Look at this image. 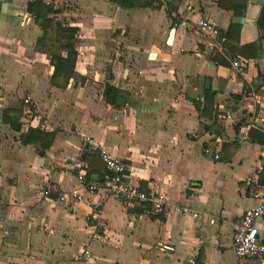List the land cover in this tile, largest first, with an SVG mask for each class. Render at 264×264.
Listing matches in <instances>:
<instances>
[{
	"label": "crops",
	"instance_id": "1",
	"mask_svg": "<svg viewBox=\"0 0 264 264\" xmlns=\"http://www.w3.org/2000/svg\"><path fill=\"white\" fill-rule=\"evenodd\" d=\"M32 1L0 0V264H261L232 248V225L255 205L256 184L264 196V144L238 139L255 119L264 133L260 6L248 0L237 18L217 0H39L52 9L48 18L78 30L74 70L83 81L61 89L36 50L42 31L27 12ZM200 19L218 33L202 31ZM232 24L241 27L239 45L258 44L257 58L224 50ZM209 41L218 49L203 54ZM108 86L120 94L113 104ZM29 130L51 135L48 147L44 138L32 143ZM85 138L128 163V183L186 213L157 217L81 189L72 161L83 162L85 183L106 175ZM72 189L83 200L60 202ZM257 226L264 238V216ZM84 250L90 257L80 261Z\"/></svg>",
	"mask_w": 264,
	"mask_h": 264
},
{
	"label": "built area",
	"instance_id": "2",
	"mask_svg": "<svg viewBox=\"0 0 264 264\" xmlns=\"http://www.w3.org/2000/svg\"><path fill=\"white\" fill-rule=\"evenodd\" d=\"M200 29L210 35H216L218 29L208 20L200 19L196 23ZM215 42L209 41L207 48L202 53L210 54L212 51L217 50ZM232 66L240 72L244 68L243 62L234 59ZM252 104L258 106L261 104V98L258 96H248ZM263 120V116H259ZM252 120L250 123L244 124L238 133V139H244L248 132L254 128ZM84 145L90 151H98L100 159L105 166L106 175L100 182L85 183L84 173L85 168L83 162L75 160L71 162L72 167L77 172V181L80 183L81 189L90 193H103L104 195L117 199L125 204L132 206H147L150 214L153 216H164L171 212L185 214L186 209L180 206L171 205L167 197L160 193H148L140 190L127 182L129 166L128 163L120 158L111 156L100 144L94 142L90 138L84 139ZM205 154L212 155L209 149L204 150ZM214 159H218L217 155H213ZM259 186H255V198L257 199L254 206L247 208L241 217L232 225V248L234 255L240 259L258 258L261 264H264V238L259 237L260 230L257 226L258 220L264 216V196L259 195ZM70 200L73 202H81L83 194L80 189H72L67 194L59 197L60 202ZM193 218H197L198 214L193 213ZM95 239H100L98 236H93ZM163 251L172 252L174 248L167 244H159ZM90 257V252L84 250L78 256V260H87ZM186 264H203L194 259H189Z\"/></svg>",
	"mask_w": 264,
	"mask_h": 264
},
{
	"label": "trees",
	"instance_id": "3",
	"mask_svg": "<svg viewBox=\"0 0 264 264\" xmlns=\"http://www.w3.org/2000/svg\"><path fill=\"white\" fill-rule=\"evenodd\" d=\"M115 1V0H110ZM154 1V0H153ZM158 1V0H156ZM248 0H217L218 7L222 10L229 11L234 17H242L244 15ZM120 5H125L123 0H116ZM127 2V1H126ZM169 9L167 15L170 16L175 8L172 2L167 3ZM27 12L33 18L34 23L42 31L41 37L36 43V50L48 56L50 65L53 67V73L50 78V83L56 88H65L70 79L82 80L83 78L74 70L77 52L75 49V35L77 28L69 27L60 22H55L48 18L47 15L52 13L49 6L43 4L39 0H34L27 6ZM258 30L264 36V8L262 9L258 19ZM240 25L232 24L227 32L224 34V50L233 51L234 56H242L247 59H255L258 57V44L239 45ZM54 36V38H52ZM118 94V95H117ZM119 92L113 90L111 87H106L105 96L106 101L111 102L113 98L119 96ZM13 125V124H11ZM15 129V128H14ZM29 136L32 138V143H36L38 138H44L47 141L45 148L48 147L52 136L48 134H41L38 130H29ZM31 139H29L30 141Z\"/></svg>",
	"mask_w": 264,
	"mask_h": 264
},
{
	"label": "water",
	"instance_id": "4",
	"mask_svg": "<svg viewBox=\"0 0 264 264\" xmlns=\"http://www.w3.org/2000/svg\"><path fill=\"white\" fill-rule=\"evenodd\" d=\"M249 1L259 5L260 6V13H261L262 9L264 8V0H249ZM173 34H174V30L172 29L168 34V38L166 41L167 45H170L172 43ZM248 136H249V138L254 139V140L264 144V133H262L260 131H258L256 129H251L248 132Z\"/></svg>",
	"mask_w": 264,
	"mask_h": 264
}]
</instances>
